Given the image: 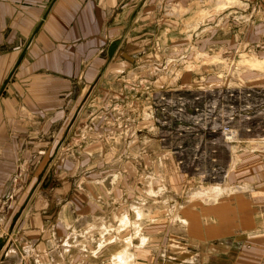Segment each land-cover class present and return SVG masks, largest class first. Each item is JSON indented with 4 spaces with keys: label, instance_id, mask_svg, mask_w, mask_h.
Here are the masks:
<instances>
[{
    "label": "rangeland",
    "instance_id": "rangeland-1",
    "mask_svg": "<svg viewBox=\"0 0 264 264\" xmlns=\"http://www.w3.org/2000/svg\"><path fill=\"white\" fill-rule=\"evenodd\" d=\"M167 2L148 28L155 50L92 90L87 111L101 119L60 137L56 180H82L92 202L87 216L63 211L57 264H116L124 249L119 264H187L186 213L234 191L264 155V0Z\"/></svg>",
    "mask_w": 264,
    "mask_h": 264
},
{
    "label": "crops",
    "instance_id": "crops-1",
    "mask_svg": "<svg viewBox=\"0 0 264 264\" xmlns=\"http://www.w3.org/2000/svg\"><path fill=\"white\" fill-rule=\"evenodd\" d=\"M160 3L0 0V264L61 263L62 213L79 209L76 216H87L92 199L78 191L82 180L78 186L66 175L56 180V147L83 115L101 119L87 111L94 88L113 74L120 82L135 72L133 59L155 50L157 33L148 28ZM114 41L120 43L110 59ZM78 162L70 161L75 171ZM255 165L260 172L252 174ZM244 169L229 185L234 191L186 213L182 263L264 264V155ZM125 253L114 257L116 264Z\"/></svg>",
    "mask_w": 264,
    "mask_h": 264
},
{
    "label": "water",
    "instance_id": "water-1",
    "mask_svg": "<svg viewBox=\"0 0 264 264\" xmlns=\"http://www.w3.org/2000/svg\"><path fill=\"white\" fill-rule=\"evenodd\" d=\"M119 41H114L113 43H111V45L108 47V51H107V56H108V58H112V56H113V54H114V52H115V50H116V47L119 45ZM248 64H250V62H246L245 64H243V65H248ZM2 242H3V239L2 238H0V244H2Z\"/></svg>",
    "mask_w": 264,
    "mask_h": 264
},
{
    "label": "built area",
    "instance_id": "built-area-1",
    "mask_svg": "<svg viewBox=\"0 0 264 264\" xmlns=\"http://www.w3.org/2000/svg\"><path fill=\"white\" fill-rule=\"evenodd\" d=\"M15 264H28V263H26V261H25V263H23V262H17Z\"/></svg>",
    "mask_w": 264,
    "mask_h": 264
},
{
    "label": "bare ground",
    "instance_id": "bare-ground-1",
    "mask_svg": "<svg viewBox=\"0 0 264 264\" xmlns=\"http://www.w3.org/2000/svg\"><path fill=\"white\" fill-rule=\"evenodd\" d=\"M231 132H232V131H230V130H229V133H230V134H231ZM234 134H235V132H234ZM227 135H229V134L227 133ZM228 139H231V138H230V137H228Z\"/></svg>",
    "mask_w": 264,
    "mask_h": 264
}]
</instances>
